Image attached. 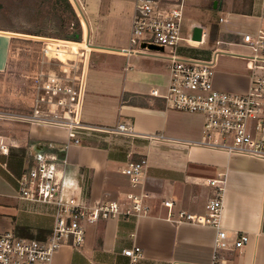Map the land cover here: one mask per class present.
<instances>
[{
	"label": "crops",
	"instance_id": "1",
	"mask_svg": "<svg viewBox=\"0 0 264 264\" xmlns=\"http://www.w3.org/2000/svg\"><path fill=\"white\" fill-rule=\"evenodd\" d=\"M262 6L263 0H254L251 15L261 16ZM130 9L126 32L115 38L118 44L113 47H119L115 51L103 46L106 41L99 38L97 30L100 40L94 42L89 23L93 49L81 118L109 130L82 134L81 142L74 143L63 126L0 119V144L9 146L7 153L0 151V178L5 183L0 187V214L15 217L12 229L4 227L5 231L17 234L18 226L51 231L53 215L40 203L22 197L17 189V177L35 155L55 156L57 165L65 169V192L78 195L87 205L122 198L134 190L122 169L130 161L147 158L144 188L152 193L150 211L86 223V239L77 245H61L52 264H131L123 249L135 244L142 248L143 264H209L217 228L176 219L181 210L204 211L210 191L207 180L211 178L226 181L221 223L230 240L244 232L250 236L243 246L226 250L223 255L231 264H264V158L198 144L203 139L204 122L195 124L194 119L183 116L190 111L168 107L163 98L150 95L155 87L166 89L169 60L158 51H122L130 45L135 7ZM196 26L202 27V32L207 30L204 23L196 21L188 24L189 31L193 33ZM11 32L0 28V75L10 66ZM207 37L200 51L210 53L219 45L223 51L230 47L231 57L239 56L234 51L235 41L222 43L218 38L214 40L216 45L210 46ZM219 58L214 65L215 87L247 92L251 70H240L238 65L229 66L225 61L219 63ZM13 64L26 66L24 62ZM120 123L129 126L130 131H112ZM166 200L173 202L172 208L165 205Z\"/></svg>",
	"mask_w": 264,
	"mask_h": 264
},
{
	"label": "built area",
	"instance_id": "2",
	"mask_svg": "<svg viewBox=\"0 0 264 264\" xmlns=\"http://www.w3.org/2000/svg\"><path fill=\"white\" fill-rule=\"evenodd\" d=\"M70 1L83 27L82 40L27 35L42 44L33 71L35 94L32 107L21 119L63 126L68 130L69 139L80 143L82 134L109 129L87 124L81 118L93 45L88 35L85 2ZM189 1L136 0L130 45L122 51L126 54L147 51L141 47L143 42L163 45L164 51L158 52L163 54L167 51L169 82L165 90L155 87L150 95L163 98L168 107L205 115L204 136L198 144L264 158V28L261 27L256 34L245 33L242 36V42L251 50L247 56L251 69L250 89L243 93L220 90L214 85V65L223 48L217 45L210 53L200 51L206 43V31L202 32L200 40L194 39L193 33L182 35ZM226 20L223 12L219 21ZM9 34L13 36L11 59L16 45L14 40L22 34ZM112 131L124 133L130 131V127L120 123ZM8 150V145L0 144L2 153ZM32 160L17 177L18 192L22 197L40 203L53 215L54 223L44 239L19 236L13 231L0 232V264H52L53 255L61 245H77L86 239V223L137 216L151 209L148 200L152 193L144 188L149 165L147 158L130 161L122 169L134 190L126 192L122 198L95 205H87L78 195L65 192V169L57 165L55 156L40 154ZM225 182L223 178L208 179L210 191L204 211L181 210L176 219L217 228L209 264H231L223 252L243 246L250 238L244 232L231 241L228 231L222 227ZM164 203L170 208L173 206L172 201ZM123 253L130 258L131 264H143L144 253L139 245L125 248ZM171 264L197 263L174 261Z\"/></svg>",
	"mask_w": 264,
	"mask_h": 264
},
{
	"label": "rangeland",
	"instance_id": "3",
	"mask_svg": "<svg viewBox=\"0 0 264 264\" xmlns=\"http://www.w3.org/2000/svg\"><path fill=\"white\" fill-rule=\"evenodd\" d=\"M214 1L215 0H190L188 2L185 8V20L182 35L185 36L191 33L188 29V24L196 21L204 23L206 25L207 38L210 46H215L216 42L214 40L218 38L222 40V43L223 41H235L237 43L234 47V51L238 53L239 56H237L236 59L231 57L228 54L230 47L228 48L226 45L225 47L228 49L220 53L219 63L225 61L229 66L238 65L240 70L249 72L251 69L249 67V59L247 56L250 55L251 50L241 41L240 38L245 33L256 34L261 27L264 28V16H259V13H256L255 15H247L233 12L231 9L233 0H222V2H219L221 3L219 7L215 8ZM135 4L136 0H89L88 3H85V15L88 24L90 23L92 25L94 42L97 43L100 39H104L106 42L102 44H105L103 46L109 49V51L119 49V47H113L116 46L115 44H118V41L115 40V38L119 39V36H122V34L126 32L127 21L131 13L130 7L134 8ZM9 7L10 5H8L7 0H0V28L10 23L23 28L27 24L22 20L26 18V13L21 12L20 16L14 15L11 20L6 14H4L6 17L2 15V9L7 13V8ZM223 10L227 16V21L221 23L219 22V18L220 15L223 14ZM80 26L83 32L81 22ZM216 27L218 28V35L214 38L212 34ZM95 30H97V35L100 39H98ZM12 32H17L22 35L14 40L16 45H14L12 49L10 66L0 75V119L4 118L1 119L4 122H24V120L21 119V116L26 114V112L32 107V99L35 91L33 87L35 83L33 71L36 65L35 59H37L40 54L39 51L42 44L35 38L28 37L27 35H39L54 38L61 37L32 34L21 31ZM166 53L167 51L163 52V55H167ZM15 61L24 62L26 63V66H15L13 64ZM9 102L14 103L16 106H10L11 103ZM185 115L189 120L194 119L195 124L205 123V115L201 112H184L183 116ZM202 131L204 136V127ZM4 185L5 183L0 178V187ZM1 209H3V206L0 204V210ZM14 219V215L0 214V232H4L7 229H4V227L12 229L10 226L12 222L14 223ZM29 228L33 229V227ZM23 229L27 228L23 227ZM29 233V230H23L22 233L17 234L19 236H27L30 238L34 237L30 236Z\"/></svg>",
	"mask_w": 264,
	"mask_h": 264
},
{
	"label": "trees",
	"instance_id": "4",
	"mask_svg": "<svg viewBox=\"0 0 264 264\" xmlns=\"http://www.w3.org/2000/svg\"><path fill=\"white\" fill-rule=\"evenodd\" d=\"M9 8L7 13L2 9V15L6 14L12 20L14 15L20 16L26 13L22 19L27 24L22 28L16 24L4 25L1 29L21 31L32 34L58 36L65 39L82 40V29L77 14L70 0H7ZM222 2V0H219ZM254 0H233L231 9L233 12L242 14L253 13ZM1 10V9H0ZM5 16V15H4ZM5 16V17H6ZM8 19V18H7ZM28 25V26H27ZM218 28H214L212 36L216 38ZM17 227V233L29 230L30 236L44 239L50 231L31 229L27 226ZM20 228V229H19Z\"/></svg>",
	"mask_w": 264,
	"mask_h": 264
},
{
	"label": "water",
	"instance_id": "5",
	"mask_svg": "<svg viewBox=\"0 0 264 264\" xmlns=\"http://www.w3.org/2000/svg\"><path fill=\"white\" fill-rule=\"evenodd\" d=\"M218 0L214 1V7L216 8L218 6ZM193 37L194 39L200 40L202 38V27L200 26H196L194 27V31H193ZM142 48H145L147 50H152V51H164V46L163 45H158V44H154V43H148V42H143L141 44Z\"/></svg>",
	"mask_w": 264,
	"mask_h": 264
}]
</instances>
